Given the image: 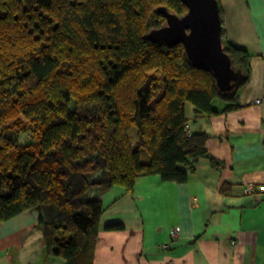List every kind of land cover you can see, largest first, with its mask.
<instances>
[{
    "label": "trees",
    "instance_id": "16d2710c",
    "mask_svg": "<svg viewBox=\"0 0 264 264\" xmlns=\"http://www.w3.org/2000/svg\"><path fill=\"white\" fill-rule=\"evenodd\" d=\"M217 1L241 73L228 93L183 44L147 39L166 24L161 7L188 12L181 0H0V222L37 210L49 258L93 264L98 196L132 192L144 176L186 182L179 165H221L186 118L188 103L207 115L237 110L251 76L252 53L229 39Z\"/></svg>",
    "mask_w": 264,
    "mask_h": 264
},
{
    "label": "crops",
    "instance_id": "0c3cea01",
    "mask_svg": "<svg viewBox=\"0 0 264 264\" xmlns=\"http://www.w3.org/2000/svg\"><path fill=\"white\" fill-rule=\"evenodd\" d=\"M220 2L229 39L252 53L251 76L237 110L207 115L188 103L186 118L221 165H179L186 182L144 176L132 192L115 186L98 196L93 264H264V0ZM40 223L37 210L0 222V264H66L47 256Z\"/></svg>",
    "mask_w": 264,
    "mask_h": 264
},
{
    "label": "water",
    "instance_id": "95a60500",
    "mask_svg": "<svg viewBox=\"0 0 264 264\" xmlns=\"http://www.w3.org/2000/svg\"><path fill=\"white\" fill-rule=\"evenodd\" d=\"M188 12L179 17L166 7L161 13L166 24L151 30L147 39L167 46L183 44L189 61L214 74L221 92H231L241 79L232 66L222 42V22L217 0H181Z\"/></svg>",
    "mask_w": 264,
    "mask_h": 264
},
{
    "label": "built area",
    "instance_id": "2783aa9c",
    "mask_svg": "<svg viewBox=\"0 0 264 264\" xmlns=\"http://www.w3.org/2000/svg\"><path fill=\"white\" fill-rule=\"evenodd\" d=\"M259 189V191L260 192H263L264 191V186H261V187H259L258 188ZM254 189H253V187H250L249 189H248V192L250 193V192H252ZM168 246H164V248H167Z\"/></svg>",
    "mask_w": 264,
    "mask_h": 264
},
{
    "label": "rangeland",
    "instance_id": "374dc122",
    "mask_svg": "<svg viewBox=\"0 0 264 264\" xmlns=\"http://www.w3.org/2000/svg\"><path fill=\"white\" fill-rule=\"evenodd\" d=\"M130 134H131V133H130ZM131 137L134 138V135H131ZM28 138H29V136H28ZM28 138H25V136H23V137H22V140H27ZM144 158H146V157H144Z\"/></svg>",
    "mask_w": 264,
    "mask_h": 264
}]
</instances>
